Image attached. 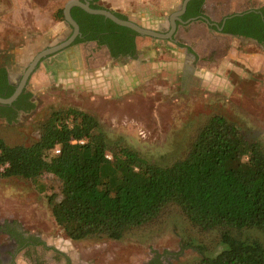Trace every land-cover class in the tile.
Instances as JSON below:
<instances>
[{
  "label": "rangeland",
  "instance_id": "obj_1",
  "mask_svg": "<svg viewBox=\"0 0 264 264\" xmlns=\"http://www.w3.org/2000/svg\"><path fill=\"white\" fill-rule=\"evenodd\" d=\"M69 1L80 0H0V67L13 73L11 53L15 49L26 46L25 53L33 54L26 56L29 63L42 47L64 40L69 29L64 20H57L56 14ZM111 1L99 4L106 11L163 36L183 2ZM215 1L220 8L213 6V18L236 15L225 7L226 0ZM247 1L243 0L240 7L244 14L264 8L263 0ZM115 3L122 5L118 6L121 9L123 5L129 6L131 12L114 11ZM218 9L223 12L220 16L214 14ZM204 20L180 27L173 36L175 49H186L193 58L191 67L198 74L193 86L184 92L178 81L168 87L173 81L168 73L160 72L151 78L144 71L146 62L162 68L176 59L170 53L172 43L167 40L138 38L151 44L142 55L145 63L141 66L143 75L137 79L139 84L131 92L123 90L121 95L108 97L101 96L96 86L80 81L91 80L85 77L86 68L95 70L103 64L101 57L91 53L92 46L82 45L80 52L77 49L68 55V50L58 51L45 59V64L38 65L25 89L31 94L35 109L19 113L10 124L0 120V138L10 147L29 146L39 139L36 120L49 110L71 108L93 117L110 145L125 147L158 167L182 158L197 130L214 115L233 122L249 142L264 149V52L253 43L224 36L210 27L220 22L212 23L206 16ZM56 24L57 38L44 36ZM87 75L95 80L94 74ZM37 183L0 179V229L11 226L36 241V245L15 252L10 264H197L202 256H214L221 251L216 233L199 234L177 214L168 216L159 227L129 234L119 242H72L51 216L49 200L61 199L59 182L47 176ZM41 184L42 194L38 188ZM242 238L257 239L264 245L263 237L255 231L243 232ZM0 246H7L2 234Z\"/></svg>",
  "mask_w": 264,
  "mask_h": 264
},
{
  "label": "trees",
  "instance_id": "obj_2",
  "mask_svg": "<svg viewBox=\"0 0 264 264\" xmlns=\"http://www.w3.org/2000/svg\"><path fill=\"white\" fill-rule=\"evenodd\" d=\"M203 4L204 0L194 1L198 15ZM70 14L83 34L91 27V36L77 43L105 45L114 58L134 57L132 31L78 8ZM261 15L232 17L223 34L264 47V9ZM56 18L64 20L63 10ZM14 91L5 67H0V98L8 99ZM34 109L31 94L24 90L11 106H0V120L10 124L18 113ZM34 123L39 139L29 146L10 147L0 138V179L37 185L42 177H54L61 199L49 200L51 216L68 240L119 242L177 214L199 234L218 235L221 251L202 256L197 264H264V245L242 238L243 232L255 231L264 239V149L249 142L225 117L214 115L205 121L184 156L163 167L110 145L98 122L85 112L49 110ZM43 187L38 186L41 194ZM4 228L18 252L36 245L35 239L13 227Z\"/></svg>",
  "mask_w": 264,
  "mask_h": 264
},
{
  "label": "crops",
  "instance_id": "obj_3",
  "mask_svg": "<svg viewBox=\"0 0 264 264\" xmlns=\"http://www.w3.org/2000/svg\"><path fill=\"white\" fill-rule=\"evenodd\" d=\"M106 1L107 0H100V2H106ZM112 2L113 0L109 3ZM216 3L217 2L215 0H205L203 4L204 15L208 17L212 23L213 21L221 22V20L223 19V18H213V6L220 8ZM224 3H227L225 7L230 8L232 13L236 15L244 14L242 13L244 9L240 10L243 0H226V2ZM113 5H115L113 9L114 11L116 9H119L123 13H126L127 10L129 13L131 12L130 11L131 8L129 6L123 5V8L121 9L118 6H122V5H118L117 3ZM123 9H127V10H123ZM222 13L223 12L220 9H218L215 11L214 14L216 16H220ZM57 26L58 25L56 24V27H51L47 31V33L44 34V36H50V37L53 36L57 38V36H55L58 33ZM171 43L172 44L169 43V45L173 48V50H171L170 53L173 54L174 57L176 56V59L173 58L174 60L165 63L166 65L163 66L162 68H158L157 65H152L149 64V62H146L145 66H147L146 67L147 71L146 70L144 71L145 73H147V77H151V78H154L155 76L156 77L159 76L160 72L168 73L169 78L173 80L169 82L170 84H168V87H173L175 82L178 81L179 83L180 82L182 83V84L180 83V90L184 92L187 87L190 88L193 86L192 82L195 81V77H197L198 74L195 71V69H192L191 67L192 66L191 62L193 58L187 55L186 49H180V48L175 49L176 42L174 41ZM85 45L93 47L91 53L92 54L96 53L99 57H101V59L103 60V64L99 65V67L95 70L86 68L87 71L84 72L85 77H88L91 80H80L78 77L76 78V80L84 81L92 85L93 87L96 86L97 92L103 97L121 95V93H123V90L124 91L128 90V92H131L132 88L137 87V85L139 84V81H137V79L139 78V76L142 77L143 75L141 66L143 65V63H145V59H142V55L146 50L149 49L148 47H150L149 45H151L150 42H143L142 40L137 39L135 41L136 51H137L136 58L126 61L115 60L111 58L105 48L99 47L94 43L85 44ZM81 46L82 44L75 48L69 49L67 51L69 53L68 55L73 54V51L77 49H79L80 52V48L82 51L83 47ZM22 48H23L22 50L15 49L12 53L21 54L22 52L26 51L25 49L26 46L25 47L23 46ZM83 66L85 67L84 64ZM44 70H46L45 67ZM83 70H85V68H83ZM222 71H224V69ZM70 73L72 74L73 71ZM87 74H94L95 80L92 77H89ZM239 75L240 77H243L242 74L240 73V70H239Z\"/></svg>",
  "mask_w": 264,
  "mask_h": 264
},
{
  "label": "flooded vegetation",
  "instance_id": "obj_4",
  "mask_svg": "<svg viewBox=\"0 0 264 264\" xmlns=\"http://www.w3.org/2000/svg\"><path fill=\"white\" fill-rule=\"evenodd\" d=\"M184 1V0H183ZM194 1L195 0H191L188 4H187V6H186V9H185V11H184V13L182 14V15H180V16H178V17H176V19L174 20V24H175V32H174V34L177 32V30L180 28V27H186V26H188V25H190V24H192L193 22H197V21H202V20H204V18H205V15H204V11H203V6H202V14H197L196 13V6L194 5ZM80 2H87L88 4H89V6H90V8H91V5L92 6H94V7H97V8H99L101 11H106V10H104L105 8L103 7V6H101L99 3H100V0H98L97 2H95V3H93L94 2V0H80ZM182 4V3H181ZM92 9V8H91ZM262 9H264V8H260V9H258V10H254V11H250V12H255V13H257V14H260V16L262 17V15H261V12H262ZM94 10V9H93ZM107 12H109V11H107ZM112 15H118V14H116V13H112V12H110ZM178 13V10L174 13V14H177ZM173 14V15H174ZM189 14L190 15H192V16H190L189 17ZM188 15V16H187ZM90 16H92V15H90ZM118 16H120V15H118ZM236 16H240V15H232V16H229V17H226V18H223L222 20H221V22L216 26V25H212V24H210V27L212 26L213 27V30L215 29L217 32H219L218 30L219 29H221L222 28V32H220V34H222V35H224L225 36V34H223V29H224V27H225V23L227 22V20H230L232 17H236ZM116 17V16H115ZM122 17V16H121ZM79 17H77V19H78ZM117 18V17H116ZM117 19H119V18H117ZM263 19V18H262ZM104 20H107V19H105L104 18ZM119 20H121V19H119ZM122 21H126V22H129V23H132V24H134L133 22L134 21H128V19L127 18H124L123 17V20ZM205 21V20H204ZM207 21V20H206ZM65 22V21H64ZM111 22V21H110ZM77 24V23H76ZM67 26H68V29H69V33H68V35L65 37V39L64 40H62L61 42H59V43H56L54 46H49V47H42V50L39 52V53H37L31 60H30V62L28 63L27 61H28V59H27V55H32L33 56V54H31L30 52L29 53H25V51L23 52V53H21V54H16V53H12L11 54V56L13 57V61H11V62H13V64H14V67L12 68L13 69V73H9L8 72V70H7V68L5 67V69H6V72H7V82H8V85L9 86H11V87H16V85L19 83V81L22 79V76H23V74L25 73V71H26V69L28 68V66H29V64L33 61V59L36 57V56H38V55H40L41 53H43V52H45V51H48V50H50V49H53V48H55V47H58V46H61V45H63V44H65L69 39H71L73 36H74V30H73V28L72 27H70L68 24H66ZM87 25V24H86ZM85 25V26H86ZM134 25H136V24H134ZM117 26V25H116ZM136 26H138V25H136ZM139 27V26H138ZM168 27H169V30H168V33L166 34V35H168L170 32H171V26H170V21H169V23H168ZM89 28H91V27H89ZM89 28H87V29H85V31L87 32V33H85V34H83V32L81 31L82 30V28H80L79 27V25H78V35L75 37V39L73 40V42L68 46V47H66V48H64L63 50H61V51H59V52H62V51H65V50H69L70 48H72V47H75V46H78V45H85V44H90V43H94V44H96L97 46H99L96 42H82V43H77V41L78 40H82L83 38H86V37H89V36H91V33L89 32V31H91V29H89ZM141 28V27H140ZM141 29H143V28H141ZM129 30V29H128ZM131 31V30H130ZM147 31H149V30H147ZM133 32V31H132ZM152 32V31H151ZM134 34H135V36L133 37L134 38V41H133V44H134V50H135V55H134V57L133 58H114V57H112L111 56V54H110V51H109V49H108V47L107 46H99V47H102V48H105L106 50H107V52L109 53V55H110V57L111 58H113V59H115V60H123V61H126V60H132V59H135L136 58V45H135V41L138 39V38H140V37H142V36H140V35H137L135 32H133ZM154 33H156V32H154ZM158 34V33H157ZM174 34L171 36V38L170 39H167V41L168 42H173V36H174ZM104 35H106V34H104ZM226 36H229V35H226ZM229 37H232V36H229ZM148 38V37H147ZM232 38H235V39H240V40H244V41H246V42H249V43H253V44H255L257 47H259L263 52H264V47L263 46H260V45H258L255 41H252L251 39H245V38H243V37H239V38H236V37H232ZM152 39V38H151ZM155 40H159V39H155ZM59 52H57V53H55V54H58ZM54 55V54H53ZM53 55H50V56H48V57H46V58H44V59H42L39 63H38V65H40L41 63H44V61H45V59H47V58H49V57H51V56H53ZM23 56H25V57H23ZM11 57V58H12ZM38 65H37V67H38ZM36 67V68H37ZM17 70H20V71H23L24 70V73L23 74H20ZM35 71V70H34ZM17 73H19V74H17ZM19 76H21L20 77V79H19V81H18V83H17V78L19 77ZM25 89H26V87H25ZM24 89V90H25ZM26 92V91H25ZM19 114V113H18ZM17 114V115H18ZM0 234H2L4 237H6V239H7V246H0V264H10V262H11V260L13 259V256L15 255V252H18L17 251V245L15 244V242L12 240V242L9 240V238L7 237V235H5V228H4V226L0 229ZM23 251V250H22Z\"/></svg>",
  "mask_w": 264,
  "mask_h": 264
},
{
  "label": "water",
  "instance_id": "obj_5",
  "mask_svg": "<svg viewBox=\"0 0 264 264\" xmlns=\"http://www.w3.org/2000/svg\"><path fill=\"white\" fill-rule=\"evenodd\" d=\"M190 1L191 0H184L182 2V4L179 6V8H178V13L174 14L171 17V19H170L171 32L168 35H166V36H163V35L151 32V31H147V30L141 29L140 27H138V26H136V25H134L132 23L119 20L114 15H112L110 12L101 11V10H93V9L90 8V6H89V4L87 2L83 3V2H80V1H69L64 6L63 16H64L65 23L73 28L74 36L71 39H69L65 44H63L61 46H58V47H55L53 49H50L48 51H45V52L41 53L40 55L36 56L33 59V61L29 64L28 68L26 69L25 73L22 76V79L16 85L15 91L12 94V96L9 97L8 99L0 98V106H11L14 102H16L18 97L24 91L29 77L34 72V70L36 69L38 63L42 59H44V58H46V57H48L50 55H53V54L57 53L60 50H63L64 48L68 47L73 42L75 37L78 35V25L75 23V21L71 17L70 13H71L72 9L78 8V9H80L81 11H83L84 13H86L88 15L103 17V18L111 21L115 25L127 28V29L135 32L137 35H140V36H143V37H149V38L159 39V40H167V39H170L171 36L175 32L174 20L176 19V17H178V16H180V15H182L184 13L187 4ZM218 31L222 32V28L219 29Z\"/></svg>",
  "mask_w": 264,
  "mask_h": 264
},
{
  "label": "built area",
  "instance_id": "obj_6",
  "mask_svg": "<svg viewBox=\"0 0 264 264\" xmlns=\"http://www.w3.org/2000/svg\"><path fill=\"white\" fill-rule=\"evenodd\" d=\"M79 144H83V142H79ZM54 154H55V155H58V154H59V151H58V150H55V151H54Z\"/></svg>",
  "mask_w": 264,
  "mask_h": 264
}]
</instances>
